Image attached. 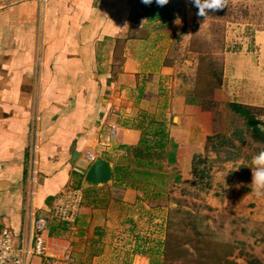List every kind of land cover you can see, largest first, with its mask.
Returning a JSON list of instances; mask_svg holds the SVG:
<instances>
[{"label": "crops", "instance_id": "crops-1", "mask_svg": "<svg viewBox=\"0 0 264 264\" xmlns=\"http://www.w3.org/2000/svg\"><path fill=\"white\" fill-rule=\"evenodd\" d=\"M3 1L0 230L8 228L14 246L21 247L32 238L37 220L48 221L46 261L23 264H150L176 207L171 198L179 184L167 179V170L175 167L180 181L190 180L192 157L203 154L212 135L188 116L202 112L182 102L175 91L176 67L165 63L172 42L166 27L174 11L170 6L178 1L181 9L190 8V0H169L163 7L155 0L151 5L142 0ZM141 30L146 35H135ZM224 72L230 102L264 108V31L256 32L250 50L224 55ZM142 114L164 124L177 145L176 162L164 164L163 183H116L114 167L133 160L121 147L138 145L141 132L135 126ZM96 157L112 165L113 179L84 187ZM240 169L229 163L228 179L215 180L219 191L209 196L212 207L221 205L216 192L233 184L229 208L256 221L264 195L258 198L249 187L251 171L244 168L245 175ZM66 190L80 193V209L65 231L50 236V224L57 222L50 220V208ZM259 218L264 222V214Z\"/></svg>", "mask_w": 264, "mask_h": 264}, {"label": "rangeland", "instance_id": "rangeland-1", "mask_svg": "<svg viewBox=\"0 0 264 264\" xmlns=\"http://www.w3.org/2000/svg\"><path fill=\"white\" fill-rule=\"evenodd\" d=\"M3 2L8 3L10 0ZM178 3V1H175L174 5L172 3V6H170L174 11H171L172 14H168L171 17V19L169 18L171 22L166 25L168 34L172 36V42L167 51L165 63H173L176 67L174 74L176 79L175 91L185 104H187L188 99L198 95V93L203 98H211L216 103V107L212 111H204L199 106L193 105L198 107L202 113L198 115L193 112L188 116L203 124L208 133L229 134L231 130L241 124V121L235 119L226 107V104L231 101V96L227 83L224 84V55L229 52L250 50L256 32L264 31V0H227V8L222 11L209 12L206 19L196 15L197 9L192 4H190V8H182V10ZM177 18L180 19V24L175 23ZM146 31L135 32V35L144 36L147 33ZM213 72L221 76V85L216 88H213L214 83L216 84L214 79L212 80ZM211 80L214 82L213 85L210 82ZM260 109L261 115L259 118L264 121V108ZM147 120H145V123H147ZM175 121H177V117H175ZM259 147L260 145L247 140L246 143L239 146V151L234 153V155H238L235 160L222 162L226 156L221 153L218 161L200 164L198 169L205 170L212 180L211 188L208 190L200 189L199 186H190L189 180L179 181L177 183L179 188L175 191L176 196L171 198V201L176 205L178 204L183 210L199 211L208 215L210 217L208 221L210 229L218 236L210 242L211 245L218 253L230 252L232 254L231 258L237 264H246L250 256L259 259L264 264V222H261L259 218L264 214L263 207L262 211L256 212L255 215L258 216L256 221L233 213L229 208V201L235 192L233 191V184L230 187L227 184L226 189L220 193L216 192L218 199L221 196L220 207L213 208V198L209 196H212L215 191H219V185L216 182L218 177L228 179L229 175L226 174V169L229 167V163L241 167L240 171L243 174H245L246 169L251 171L249 166L252 157L260 152ZM202 153V157L211 159L214 157L213 154H207L204 151V145ZM187 155L188 150L181 156L180 165L183 172L185 171L184 167L188 165L185 157ZM167 172L166 177L169 181L174 179V175L178 174L175 167L167 170ZM191 177L190 171V179ZM207 181L208 179L203 180L204 183ZM240 185V190L244 189V183ZM260 196L258 195V198L261 199ZM207 202H210V204H207ZM241 212L239 211V213ZM238 219H246V222H241ZM244 228L247 230L243 231ZM261 237L263 242L256 243L254 241ZM246 239L251 247L227 245L225 243L226 240L232 243V241H246ZM181 241L183 243L179 244L177 249L180 247V251L186 250L187 254L182 253L184 255H180L178 259L173 260L172 264H197L199 261L200 264H206L203 257L200 259L198 257V252L200 253L198 250L202 246L196 245L191 237H182ZM163 261L165 262L166 259L163 258Z\"/></svg>", "mask_w": 264, "mask_h": 264}, {"label": "trees", "instance_id": "trees-1", "mask_svg": "<svg viewBox=\"0 0 264 264\" xmlns=\"http://www.w3.org/2000/svg\"><path fill=\"white\" fill-rule=\"evenodd\" d=\"M213 79L216 84L212 81ZM212 80L210 82L212 85L214 83L213 88L221 85V76L217 75V73H212ZM187 104L199 106L204 111H212L216 107V103L211 98H203L200 93L188 99ZM226 107L235 119L241 121V124L231 130L229 134L214 133L206 137L204 151L207 154H213L214 157L211 159L209 157H202L201 154L193 155L191 160L192 177L188 181L190 186H199L200 189L205 190L210 189L212 186L210 176L205 170H199L198 166L207 162L218 161L221 153H224L226 156L222 162L235 160L238 155H234V153H237L239 146L246 143L247 140H250L253 144L260 145L259 150L264 151V121L259 118L261 109L235 102L227 103ZM140 119V122L135 126L141 132L138 145L135 147H121L126 154L132 156L133 160L131 165H117L114 167V181L116 183L123 184L126 180L130 181L126 185L130 184V186L134 185V183L150 180L163 183L164 164L167 167H171L176 162L175 154L177 145L169 139L164 124L153 118L148 119L144 114L140 116ZM145 120H147V125L143 126L142 124H145ZM205 179H208L206 183L203 182ZM179 181L180 176L178 174L174 175V182L178 183ZM209 219L210 217L206 214H202L199 211L183 210L177 204L168 215L164 241L159 246L150 264H172L171 262L173 260L178 259L180 255H184L182 253L187 254L186 250L180 251V247L177 249V246L183 243L181 241L182 237H191L196 242V245L199 244L202 246L198 250L200 251V253L198 252V257L199 259L203 257L206 264H237L231 258L232 254L230 252L218 253L214 246L211 245L210 242L218 236L210 229L208 224ZM238 220L246 222V219ZM66 224L62 222L50 224V236L56 235L60 231H65ZM242 230L245 231L247 229L244 228ZM254 241L256 243L263 242V238L261 237ZM247 242V239L246 241H232V243L228 240L225 241L227 245L233 244L235 246L251 247ZM163 258L166 259L165 262ZM197 264H200V261ZM246 264L263 263L259 259L250 256Z\"/></svg>", "mask_w": 264, "mask_h": 264}, {"label": "built area", "instance_id": "built-area-1", "mask_svg": "<svg viewBox=\"0 0 264 264\" xmlns=\"http://www.w3.org/2000/svg\"><path fill=\"white\" fill-rule=\"evenodd\" d=\"M81 195L78 191H64L52 204L49 211L50 220L69 223L78 213ZM47 220L39 219L34 223L32 238L21 247H15L13 237L8 228L0 230V264H23L26 259L34 258L46 261Z\"/></svg>", "mask_w": 264, "mask_h": 264}, {"label": "clouds", "instance_id": "clouds-1", "mask_svg": "<svg viewBox=\"0 0 264 264\" xmlns=\"http://www.w3.org/2000/svg\"><path fill=\"white\" fill-rule=\"evenodd\" d=\"M156 4L163 7L169 3V0H155ZM145 5H151L153 0H142ZM190 3L197 9L196 15L206 19L209 12L222 11L227 8V0H190ZM175 23L180 24L177 18ZM251 183L249 187L257 195H264V151H260L252 157L251 165Z\"/></svg>", "mask_w": 264, "mask_h": 264}, {"label": "water", "instance_id": "water-1", "mask_svg": "<svg viewBox=\"0 0 264 264\" xmlns=\"http://www.w3.org/2000/svg\"><path fill=\"white\" fill-rule=\"evenodd\" d=\"M113 179V167L112 165L101 159L100 157H96L91 165L89 166L84 179L83 186L84 187H96L100 185H106L111 182Z\"/></svg>", "mask_w": 264, "mask_h": 264}]
</instances>
